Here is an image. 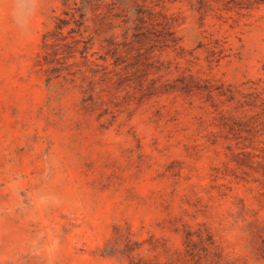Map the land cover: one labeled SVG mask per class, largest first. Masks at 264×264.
I'll use <instances>...</instances> for the list:
<instances>
[{
    "label": "rangeland",
    "instance_id": "rangeland-1",
    "mask_svg": "<svg viewBox=\"0 0 264 264\" xmlns=\"http://www.w3.org/2000/svg\"><path fill=\"white\" fill-rule=\"evenodd\" d=\"M0 264H264V0H0Z\"/></svg>",
    "mask_w": 264,
    "mask_h": 264
}]
</instances>
